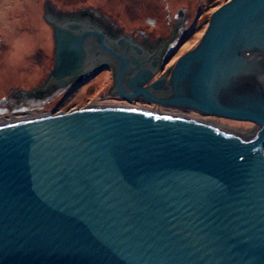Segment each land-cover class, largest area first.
I'll return each mask as SVG.
<instances>
[{
  "label": "water",
  "instance_id": "obj_1",
  "mask_svg": "<svg viewBox=\"0 0 264 264\" xmlns=\"http://www.w3.org/2000/svg\"><path fill=\"white\" fill-rule=\"evenodd\" d=\"M92 32L56 25V71ZM168 82L165 109L262 129L122 104L1 124L0 264H264V0L217 8Z\"/></svg>",
  "mask_w": 264,
  "mask_h": 264
},
{
  "label": "rangeland",
  "instance_id": "obj_2",
  "mask_svg": "<svg viewBox=\"0 0 264 264\" xmlns=\"http://www.w3.org/2000/svg\"><path fill=\"white\" fill-rule=\"evenodd\" d=\"M228 1L0 0V106L22 91H37L53 67L54 28L47 19L48 8L60 12L93 9L106 17L116 29L132 31L138 37V29L150 36H169L172 34L171 30L178 26L179 30L174 32V45L169 51L171 53L175 50L174 57L167 62L168 65L175 64L180 56L199 43L213 12ZM148 18L154 19L155 23H150ZM90 75L92 74L85 77L87 80L82 84L76 83L67 89L65 87V90L51 99H46V102L35 101L30 112H57L88 105L123 103H115V98L107 95L112 84L109 72L104 70ZM189 114L244 131H254L256 127L254 122L248 120L200 115L194 111ZM11 115L1 113L0 121Z\"/></svg>",
  "mask_w": 264,
  "mask_h": 264
},
{
  "label": "flooded vegetation",
  "instance_id": "obj_3",
  "mask_svg": "<svg viewBox=\"0 0 264 264\" xmlns=\"http://www.w3.org/2000/svg\"><path fill=\"white\" fill-rule=\"evenodd\" d=\"M48 10L47 19L54 28L53 67L37 91H22L17 96L13 95L11 101L1 105L0 107L5 110L3 114L30 113L31 107L36 104L35 101L46 102V99H51L71 85L82 84L87 80L85 77L89 74L96 75L104 70L111 74L112 84L107 95L115 98V103L123 102L122 105L128 106L166 108L156 100L171 94V85L168 81L174 63L167 65V62L174 57L173 52L175 50L171 53L169 51L174 45V37L176 36L174 32L179 30L178 26L171 30L172 34L169 36H150L138 29L136 31L140 36L138 37L132 31L125 32L123 29H116L106 17L101 16L98 11L93 9H78L72 12L51 11L49 8ZM56 25L78 33L82 30L93 31L84 38V53L80 68L75 69L73 66H67L56 71ZM71 51V54L73 53L75 56V52ZM74 56L73 59L75 60L76 56ZM121 72L120 86L118 77ZM137 75L145 81L140 84L136 82L135 85L146 86L147 90L154 94L155 100H150L145 95H139L138 98L134 99L129 98L128 95L135 90L130 83V78Z\"/></svg>",
  "mask_w": 264,
  "mask_h": 264
},
{
  "label": "bare ground",
  "instance_id": "obj_4",
  "mask_svg": "<svg viewBox=\"0 0 264 264\" xmlns=\"http://www.w3.org/2000/svg\"><path fill=\"white\" fill-rule=\"evenodd\" d=\"M115 105V104H113ZM119 105V104H117ZM116 105V106H117ZM136 108H142V109H146V110H149V111H152V112H155V113H160V114H165V115H170V116H176V117H183V118H187V119H190V120H193V121H199V122H202V123H206L208 125H212V126H215L217 128H220L222 130H225L227 132H231V133H236V134H239V135H247L249 133H252V132H257V131H260L262 129V126L260 125H255V130H251V131H244V130H241V129H234L230 126H227V125H224L218 121H214V120H209L208 118H199V117H196V116H193L192 114L187 115V114H183L182 112L180 111H177V110H168V109H164V108H156L154 106H151V107H148V106H135ZM35 114H37L36 112L35 113H25L23 115H17V114H14V115H11L10 118H4L3 120L0 121V125L3 124V123H6V122H9V121H13V120H17V119H22V118H26V117H32L34 116ZM40 114V113H39ZM189 114V113H188Z\"/></svg>",
  "mask_w": 264,
  "mask_h": 264
},
{
  "label": "built area",
  "instance_id": "obj_5",
  "mask_svg": "<svg viewBox=\"0 0 264 264\" xmlns=\"http://www.w3.org/2000/svg\"><path fill=\"white\" fill-rule=\"evenodd\" d=\"M169 110V109H168ZM170 111V110H169Z\"/></svg>",
  "mask_w": 264,
  "mask_h": 264
}]
</instances>
